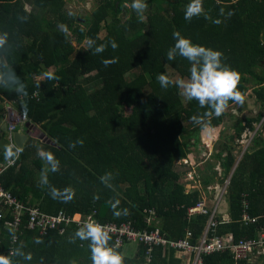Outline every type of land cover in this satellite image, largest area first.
Returning <instances> with one entry per match:
<instances>
[{"label":"trees","instance_id":"trees-1","mask_svg":"<svg viewBox=\"0 0 264 264\" xmlns=\"http://www.w3.org/2000/svg\"><path fill=\"white\" fill-rule=\"evenodd\" d=\"M145 2L148 8L143 18L133 9L125 21L118 17L128 12L124 4L131 5V0H97L90 18L77 21L63 10L62 0H0V33L9 34V45L0 50V67H14L28 92L25 111L21 107L24 97L0 88V119L4 120L7 103L25 119L20 129L31 133L35 127L47 141L29 136L15 166L2 173L0 183L23 205L48 215L60 213L71 219L94 212L99 223H130L133 230L145 233L158 229L174 241L190 229L195 244L206 216L187 215L200 193L185 192L181 178L187 172H178L176 165L186 159L195 164L194 147L201 131L216 127L225 112L219 117L204 116L209 109L184 100L174 85L163 89L157 82L159 73L173 80L188 78L187 60L179 56L167 60V50L174 44L172 33L178 30L194 43L222 51L223 62L240 73L238 90L246 97L250 89L258 104L254 117L230 115L233 122L227 139L232 144L222 142L199 166L201 191L206 193L216 176L210 159L220 170L217 184L222 185L236 163L233 142L243 132H254L225 190L228 220L215 216L216 226L209 235H229L233 244L257 241L264 233V0H203L210 18L201 15L191 22L183 18L189 0ZM60 24L67 26L66 33ZM89 39L105 44V51L94 55V49L87 47ZM111 41L118 47L113 49ZM47 74L55 79H47ZM242 103L229 101V105ZM193 115L203 117L202 126L192 122ZM6 136L0 132V165L11 159L4 156V146L9 145ZM78 139L83 145L70 148V142ZM39 149L52 152L60 162L59 171L48 174L50 184L62 190L73 188V199H53L47 187L39 186L41 170L46 167L37 156ZM105 173L112 174L111 187L100 180ZM243 199L248 216L257 218L255 223L239 221ZM115 200L119 201V216L110 203ZM20 224L13 231L4 220L0 223V253L23 245L33 255L32 261L17 258L18 264H91L87 242H70L79 226L76 222H61L43 234L38 229L25 230L24 217ZM37 237L44 243H34ZM127 246L135 247L132 255L125 254ZM118 250L125 264H143L146 258L149 264L185 261L180 255L177 259L174 250L162 247H153L146 257L142 245L126 241ZM201 264H264V254L255 251L235 259L233 253L223 251L201 256Z\"/></svg>","mask_w":264,"mask_h":264},{"label":"clouds","instance_id":"clouds-1","mask_svg":"<svg viewBox=\"0 0 264 264\" xmlns=\"http://www.w3.org/2000/svg\"><path fill=\"white\" fill-rule=\"evenodd\" d=\"M130 7L143 18V13L147 10L148 4L145 0H132ZM201 15L205 19L210 18L205 13L203 0H189L184 7V20L191 22L194 17ZM228 15L230 16L232 13H228ZM214 23L218 24L220 21L216 20ZM58 27L65 33L68 31L67 26L64 24H60ZM172 38L174 44L167 50V60L173 61L177 56L187 60L190 65L189 75L187 79L179 78L173 80L169 75L159 73L156 79L161 88L167 89L169 86L174 85L185 100H194L198 102L201 108L209 109V111L204 113V116L215 115L219 117L227 110L229 101L241 103L244 101V95L238 90L241 79L240 73L223 62L224 54L222 51L194 43L178 30L173 31ZM110 43L113 49L118 47L115 41H111ZM8 45L9 34L7 32L0 33V50L6 49ZM87 47L94 49L93 54L95 55L103 53L107 46L105 44L97 45L94 40L89 39ZM102 62L105 66L109 63L107 60ZM111 62H115V60ZM46 78L49 80L55 79L52 74H47ZM0 88L13 91L18 96L24 97V103L21 107L23 110H27V86L21 80L14 67H0ZM191 120L195 125H203V117L200 115H193ZM1 122L5 123L4 120H1ZM76 144L82 146L83 140L78 139L75 142H70L69 147L74 148ZM19 152L20 149L16 148L15 145L9 144L4 146V156L6 159L18 157ZM37 156L46 165L41 170L39 186L42 188L47 187L49 195L53 199H63L65 202L73 199L75 197V190L73 188L58 189L52 186L48 180L50 172L56 173L59 171L60 162L56 156L52 152L43 149L37 151ZM112 179L111 173H105L100 177L101 182L109 187H111L110 182ZM94 199H99V197H94ZM110 203H112L114 214L116 216L121 215V212L116 211L119 201H110ZM127 213L128 210L124 209L123 214ZM16 239L17 237L13 234L12 240L16 241ZM77 240L87 242L91 264H125V258L118 250V245L110 243L112 236L110 229L105 225L92 219L82 221L79 223L73 236L70 237V242L72 243H75ZM34 243L43 244L44 242L41 238L37 237ZM23 247V245H20L10 250L8 254L0 253V264H18L17 258H22L23 261H32V253H26Z\"/></svg>","mask_w":264,"mask_h":264},{"label":"built area","instance_id":"built-area-1","mask_svg":"<svg viewBox=\"0 0 264 264\" xmlns=\"http://www.w3.org/2000/svg\"><path fill=\"white\" fill-rule=\"evenodd\" d=\"M4 121L7 124L6 137L9 144L15 145L12 139L13 132L17 131V127L22 125L25 119L16 114L10 108H7ZM16 160L17 157H12L3 165H0V177L6 169L15 166ZM242 203L243 212L240 219L241 223L243 225L255 223L257 218L250 217L245 212L247 202L243 199ZM187 213L190 216L197 214L207 217L205 230L198 237L195 244L191 243V239L193 237L191 231H186L184 238L174 241L167 238L165 235L160 234L158 229H153L150 232L145 233L140 230H133L130 223H123L120 226L111 222L100 224L105 225L108 229H110V234L115 238V244L118 245V247L122 246L123 241L134 245L140 244L146 249V257H148V252L153 247H162L174 250V252L185 260V264H201V256H207L223 251H230L233 253L235 259L245 258L247 254L255 251L264 254V233H261L257 241L243 240L238 241L236 244L232 243L229 235L223 237L210 236L209 234L213 233L216 226L214 210H209L203 200H199L195 206L189 208ZM94 214L95 213L93 212L84 218L81 215L76 214L71 219L66 218L60 213H57L56 215H48L40 212L35 206L23 205L10 192L6 191L0 183V223L4 220V225L13 231H16V229L21 225L20 223L22 217L25 219V224L23 225L25 230L33 231L34 229H38L39 233L43 234V231L47 228H53L61 222H68L71 220L79 225V223L88 219L96 221ZM7 216L10 217V220H5ZM147 220L149 219L146 218L145 222H147ZM143 264H149V260L146 258Z\"/></svg>","mask_w":264,"mask_h":264},{"label":"rangeland","instance_id":"rangeland-1","mask_svg":"<svg viewBox=\"0 0 264 264\" xmlns=\"http://www.w3.org/2000/svg\"><path fill=\"white\" fill-rule=\"evenodd\" d=\"M62 3H63V10L68 15L70 14L73 17H75L77 21H80V18H84V19L90 18V14L95 10V8H97V0H62ZM124 9L128 12L123 11L118 16L119 18H121L122 21H125L126 19H128L130 16V11L132 12L131 10L132 8L130 7L129 3L124 4ZM149 13H152V11H149ZM73 45H75L76 48L79 47V45H77L76 43H73ZM48 73H50V70H48ZM6 107L8 108L10 106L6 103L5 108ZM258 109H259L258 104L257 105L255 104V99L252 96H250V89H248L246 91V97L242 104L229 105L227 110L225 111V116L222 117V121L216 127L212 129L206 128L201 131L199 141L196 147H194L196 149L199 159L202 161H206L210 156L214 154V152L218 151L217 149L219 148L222 142L232 144L227 139V137L231 134L230 126L233 122L232 118H230V115L234 117L236 116V117L250 118V117H254L258 113L259 111ZM257 127L258 126H256V128ZM30 130H31V136L33 137L38 136V133H39L38 129H30ZM253 135H254V132L253 133L243 132L240 135V139L237 141L235 140L233 142L232 155L234 156L236 161L239 160L240 156L242 155V152L249 145V140L252 139ZM189 164L194 166L193 162H189ZM189 164L185 166V168L178 167L180 165H185V164H182V162H179L176 165V170L178 172H181V171L188 172L191 170V168L193 169L192 175L191 174L188 175L189 177L185 175V177L183 176L181 178V184L184 186L185 190H188L190 188L195 189V187L199 188L198 186L199 177H201L199 173L200 164L196 165L195 168L190 166ZM208 164L213 166L212 171L216 173V176L213 178L212 183L209 185L210 187H208L209 188L207 190L208 192L206 193L202 192L200 194V198L203 199V201L207 204L209 208H215L218 212V210L221 211V208L225 206V204L223 203V199H224L226 188L224 187H227L228 181L226 178L223 181V185H218L217 181L221 180L220 170L219 168H217V166L214 165V161H212L211 159L209 160ZM191 179H193V181ZM186 184H191L192 187H187ZM124 251H126L125 254H127L128 256L132 255L133 251H135V247L127 246V249H125ZM178 256L179 255H176V258L180 259V257Z\"/></svg>","mask_w":264,"mask_h":264},{"label":"crops","instance_id":"crops-1","mask_svg":"<svg viewBox=\"0 0 264 264\" xmlns=\"http://www.w3.org/2000/svg\"><path fill=\"white\" fill-rule=\"evenodd\" d=\"M27 10H28V8L25 6V11L27 12ZM263 118H264V116H263ZM17 129H20V126H18ZM31 129H37V128H35V127L32 128V127H31ZM22 131H26V130H22ZM249 141H250V140H249ZM205 147H206V145H205ZM244 150H245V149H244ZM243 152H244V151H243ZM239 159H240V158H239ZM237 161H238V160H237ZM237 161H236V162H237ZM180 162H182V164H185V165H183V166H187V165L189 164V162H191V160L186 159V160H182V161H180ZM201 162L203 163V161L199 159L198 154H197V160H196L194 166H192V165H190V164H189V165L195 168L196 165H198V164L201 165ZM178 163H179V162H178ZM193 163H194V162H193ZM236 164H237V163H236ZM235 167H236V166H235ZM190 168H191V167H190ZM197 168H198V167H197ZM217 168H218V166H217ZM234 169H235V168H234ZM192 170H193V169L191 168V170L188 171V172L186 173V175H187V176L190 175V174L192 175V172H193ZM231 171H232V170H231ZM231 171H230V173H231V175H232L233 172H231ZM233 171H234V170H233ZM230 173H229V175L227 176V181H228V182H229V179H230V177H231ZM188 177H189V176H188ZM191 180L193 181V179H191ZM192 181H191V183H192ZM222 185H223V184H222ZM186 186H187V187H192L191 184H186ZM186 186H185V187H186ZM198 186H199V188H196V187H195V189H194V188H193V189L190 188V189H188V190H185V192H189V191H199V193L201 194L203 191H201V186H200V185H198ZM209 187H210V186H209ZM224 188H226V187H224ZM208 189H209V188H206V189H205L206 192H208V191H207ZM203 193H204V192H203ZM199 200H203V199L199 197V199L197 200V202H198ZM242 201H243V200H242ZM197 202H196V203H197ZM196 203H195V204H196ZM223 203L225 204V206H223V207L221 208V211L218 210V212H217V210H216L215 208H209V207L207 206L206 203H205V205L207 206V208H208L209 210H214V216H217L218 213L220 212L218 216L221 218V220H222V221H227V220H228V214H227V203L225 202V199H223ZM241 206H242V209H243V203H242V202H241ZM216 212H217V213H216ZM242 212H243V211H241V215H242ZM245 212H246V210H245ZM187 215L190 216L188 213H187ZM196 215H197V214H196ZM196 215H195V216H196ZM241 215H240V219H241ZM201 216H202V215H201ZM206 219H207V217H206ZM239 221H240V220H239ZM240 222H241V221H240ZM205 223H206V221H205ZM205 227H206V226L204 225V228H203L202 232L205 230ZM186 231H191V230H190V229H187ZM186 231H185V233H186ZM191 232H192V231H191ZM202 232H201V234H202ZM192 234H193V233H192ZM201 234H200V235H201ZM184 236H185V234H184ZM225 236H226V235H225ZM183 238H184V237H183ZM197 240H198V238H197ZM197 240H196V241H197Z\"/></svg>","mask_w":264,"mask_h":264},{"label":"water","instance_id":"water-1","mask_svg":"<svg viewBox=\"0 0 264 264\" xmlns=\"http://www.w3.org/2000/svg\"><path fill=\"white\" fill-rule=\"evenodd\" d=\"M0 129H1L3 132H6V131H7V125H6V123L1 122V119H0ZM29 136H31V133H28L27 131H22V129L17 130V131L14 132L13 135H12L13 143L15 144V146H16L17 148L21 149L22 146H23V144H24V142H25V140H26ZM31 137H33V136H31ZM37 138L41 139L42 141L47 142V141L45 140V137L43 136L42 133L38 134ZM242 154H243V152H242ZM240 157H241V156H240ZM237 162H238V161H237ZM237 162H236V163H237ZM236 163H235V165L233 166L231 172H233V170H234V168H235V166H236ZM230 175H231V173H230Z\"/></svg>","mask_w":264,"mask_h":264}]
</instances>
